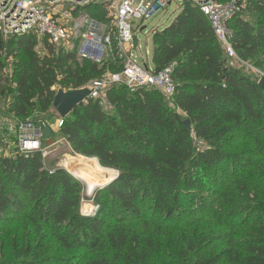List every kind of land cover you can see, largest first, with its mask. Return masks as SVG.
Here are the masks:
<instances>
[{
	"label": "trees",
	"instance_id": "1",
	"mask_svg": "<svg viewBox=\"0 0 264 264\" xmlns=\"http://www.w3.org/2000/svg\"><path fill=\"white\" fill-rule=\"evenodd\" d=\"M236 1L232 47L261 72L264 0ZM38 45L34 35L9 40L10 76L0 57V104L8 100L21 123L53 108L56 86L75 91L122 70L117 57L80 64L73 52L45 41L41 55ZM152 62L156 72L173 66L172 106L156 90L116 86L107 92L112 111L89 99L58 131L76 153L118 172L92 198L94 215L81 213L84 185L44 169L41 153L0 158V230L16 220L40 237L35 248L14 241L19 260L10 264H264V87L232 65L191 3L154 34ZM47 239L70 258L47 254Z\"/></svg>",
	"mask_w": 264,
	"mask_h": 264
},
{
	"label": "built area",
	"instance_id": "2",
	"mask_svg": "<svg viewBox=\"0 0 264 264\" xmlns=\"http://www.w3.org/2000/svg\"><path fill=\"white\" fill-rule=\"evenodd\" d=\"M170 1V2H168ZM182 5L197 6L208 19L212 30L220 41L232 65L249 69L250 74L259 73L251 65L242 62L232 47V32L228 23L243 6L236 0L220 3L215 0H179ZM172 0H0V51L4 74H12L13 59L7 45L10 39L34 35L38 40L37 51L43 55L45 41L56 50L73 52L77 58L97 65L115 57L121 60L122 70L106 74L103 78L81 89L90 91V99L98 101L107 112L113 107L107 92L113 87L124 86L130 93L139 89L156 90L173 105L176 84L173 80V66L156 72L146 61L138 62L125 45L133 44L134 34L152 20L161 8L171 5ZM88 8L96 13H105L106 22H101L88 14ZM137 26V27H136ZM145 28H142L143 31ZM61 90L56 86L55 91ZM66 91V90H64ZM6 110L8 100L6 101ZM61 119L54 127L45 121L1 124L10 126V132L19 136V152L29 154L39 152L43 158L48 154L43 150L42 130L49 127L52 134L63 126Z\"/></svg>",
	"mask_w": 264,
	"mask_h": 264
},
{
	"label": "rangeland",
	"instance_id": "3",
	"mask_svg": "<svg viewBox=\"0 0 264 264\" xmlns=\"http://www.w3.org/2000/svg\"><path fill=\"white\" fill-rule=\"evenodd\" d=\"M239 1L245 4L247 0ZM181 7L182 3L179 0H172L171 5L166 6L164 9L161 8L152 20L145 23L139 29V31L134 34L135 40L133 44L125 45V49L130 53L132 52L134 58L138 62L143 63V61H146L148 67L152 68L153 65L151 54L153 50V36L156 32H162L165 28L169 27L172 24L175 18L179 15ZM142 28L145 29L141 31ZM146 52L148 53V61L146 58ZM107 61H112L113 64H117L118 59H106L105 62ZM79 63L84 64L81 59L79 60ZM244 72L246 74H250L249 69L247 68L244 69ZM254 77L257 79L259 78V80L263 78L264 70L256 73ZM6 104V100H3L0 104V119H2L1 121L5 123H9L12 121L13 117L8 115V113L6 112ZM29 117L30 118L28 121H45L46 123L53 126L62 119L54 108L48 111V113H41L39 110H36L31 113ZM18 123L19 121L17 120V124ZM57 133H54L55 136L52 137L51 144L46 143L45 145L46 140L43 139V150H45L48 154V156L44 158V169H47V171L50 172H54L57 169H63L62 163H64L65 161H69L71 163H78L84 171H89L88 173L92 174L91 181L96 182L97 184H99V186L96 185L93 189L90 190L86 182L78 177L75 178L84 185L85 190L83 194L87 199L83 201L81 213L84 215H94L98 207L93 202L92 198L99 189H102L100 187L104 186V183L106 181H112L116 177L118 172L113 169L102 167L96 158H87L81 154L76 153L71 145L67 142V140L63 139L60 134ZM0 138V158L12 157L16 154H21L19 152V136L18 134L10 132L9 125H0ZM88 166L90 167V169H88ZM89 178H91V175H89ZM25 214L26 213L23 212L22 218H24ZM115 216L120 217L117 214H115ZM39 239L40 237L34 234L33 229L26 222L25 224H21L20 222L17 223L16 220H13L12 222L8 223L4 228L0 230V264H10L13 261L19 260L18 255L14 250V241H16V243L18 241V244L21 246V248H24L25 244L28 245L29 243L34 242L33 248H35L37 242H39ZM46 243L47 247L49 248L47 254L49 253V255L53 258L57 257L60 260H67L68 258H70V254L66 250L60 248L54 241L52 242L50 239H47ZM74 255L75 256L73 257L75 258L77 254Z\"/></svg>",
	"mask_w": 264,
	"mask_h": 264
},
{
	"label": "water",
	"instance_id": "4",
	"mask_svg": "<svg viewBox=\"0 0 264 264\" xmlns=\"http://www.w3.org/2000/svg\"><path fill=\"white\" fill-rule=\"evenodd\" d=\"M2 50V44L0 41V51ZM260 85L264 87V77L260 79ZM90 99V91L88 89H79L75 91H64L59 90L54 99L52 106L58 115L64 120L80 105L86 103ZM187 127H190L189 121L185 122ZM52 136V131L49 127H46L42 130V138L44 140H49ZM118 177V174L115 178ZM114 178V179H115ZM113 179V180H114ZM112 180V181H113ZM110 181L109 183H111ZM109 183L100 187L103 188L107 186Z\"/></svg>",
	"mask_w": 264,
	"mask_h": 264
},
{
	"label": "bare ground",
	"instance_id": "5",
	"mask_svg": "<svg viewBox=\"0 0 264 264\" xmlns=\"http://www.w3.org/2000/svg\"><path fill=\"white\" fill-rule=\"evenodd\" d=\"M83 160V159H82ZM87 163H88V161H87ZM91 165V164H90ZM87 166V165H86ZM85 166V167H86ZM89 167V166H88ZM62 168L63 169H65V170H67L68 172H70L72 175H74V176H76V177H78V178H80V179H82L84 182H86L87 183V185H88V188H90V190L91 189H93L94 188V186H96V185H98L99 186V184H97L96 182H92L91 180H92V174H89L88 172H86V171H84L83 169H82V167H80L79 166V164L78 163H71V162H69V161H65L64 163H62ZM88 169H90V167L88 168ZM91 172V171H90ZM115 174V173H114ZM89 175H91V178H89ZM110 180H108V181H106L105 183L107 184L108 182H109ZM105 183H104V185H105ZM101 184V183H100ZM102 185V184H101Z\"/></svg>",
	"mask_w": 264,
	"mask_h": 264
},
{
	"label": "crops",
	"instance_id": "6",
	"mask_svg": "<svg viewBox=\"0 0 264 264\" xmlns=\"http://www.w3.org/2000/svg\"><path fill=\"white\" fill-rule=\"evenodd\" d=\"M153 51V50H152ZM146 58H147V61H148V53L146 52ZM151 56H152V54H151ZM105 62V61H104ZM152 65H153V67L152 68H154V64H153V62H152ZM2 119H0V121H1Z\"/></svg>",
	"mask_w": 264,
	"mask_h": 264
}]
</instances>
